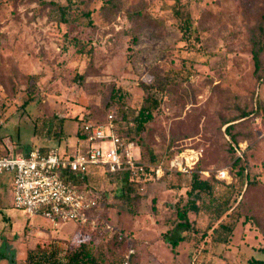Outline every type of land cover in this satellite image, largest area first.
I'll return each instance as SVG.
<instances>
[{
  "label": "rangeland",
  "instance_id": "rangeland-1",
  "mask_svg": "<svg viewBox=\"0 0 264 264\" xmlns=\"http://www.w3.org/2000/svg\"><path fill=\"white\" fill-rule=\"evenodd\" d=\"M182 2L195 29L189 40L174 18L175 0H0V82L5 88L0 155H26L40 147L74 153L84 122H106L113 88L125 95L132 113L147 96L143 86L155 85L151 91L161 105L153 121L139 135L127 123L122 134L135 143L134 155L142 162L150 164L153 155L165 168L175 159L183 163L182 170L141 181L136 213L114 197L116 184L102 169L93 173L92 187L102 198L96 223L87 226H53L42 216L29 217L11 205L10 194L1 193L0 208L8 218L0 216V252H13L15 264H27V252L37 246L64 261L83 242L103 264L264 259V52L255 72L251 44L258 24H264V0ZM54 4L69 7L68 22ZM244 113L246 118L226 124ZM60 119L65 122L59 142ZM234 138L247 142L248 177L234 163ZM219 170L231 179L217 177ZM194 173L213 182L216 195L226 193L224 198L231 192L224 187L232 186V207L217 217L220 201L201 195L199 211L188 212L193 227L186 232L188 240L173 252L163 235L179 221L177 210L187 204ZM235 208L239 219L222 243L217 229L230 221ZM47 234L55 238L47 240ZM7 260L0 264H10Z\"/></svg>",
  "mask_w": 264,
  "mask_h": 264
},
{
  "label": "built area",
  "instance_id": "built-area-1",
  "mask_svg": "<svg viewBox=\"0 0 264 264\" xmlns=\"http://www.w3.org/2000/svg\"><path fill=\"white\" fill-rule=\"evenodd\" d=\"M2 94L0 85V101ZM116 119V114L110 112L105 123L84 122V138L78 139L77 150L71 154H64L58 148L48 151L34 148L26 155L0 156V182L5 173L13 176L12 206L29 217L42 216L54 226L65 222L87 226L96 223L95 213L102 194L86 184L77 186L65 182L60 175L62 170L83 177L92 167L99 166L110 175L126 172L134 181L148 176L159 179L176 167L182 170L183 163L178 159L165 168L135 157V143L120 134L115 125ZM246 146V142L239 144V157L245 153ZM185 160L188 165L189 159ZM217 177L231 179L226 170H219ZM106 228L114 229L110 224H106ZM133 253L131 249L127 259Z\"/></svg>",
  "mask_w": 264,
  "mask_h": 264
},
{
  "label": "trees",
  "instance_id": "trees-1",
  "mask_svg": "<svg viewBox=\"0 0 264 264\" xmlns=\"http://www.w3.org/2000/svg\"><path fill=\"white\" fill-rule=\"evenodd\" d=\"M45 3V2H44ZM185 3L182 0H175V8H174V18L177 20L178 27L182 33L184 40H189L192 38L195 29L193 27V22L191 15L188 11L184 9ZM55 7L59 10L61 20L63 22H68V8L67 6H62L59 4H54ZM90 17V13L86 14ZM90 24H92L90 22ZM79 42L76 41V45L79 46ZM252 44V53L253 59L255 64V72H259L261 69V56L264 52V24L263 21L258 24L257 26V34L254 35L251 39ZM0 85L3 84L0 82ZM155 85L143 86L144 91H146L147 96L144 98L143 102L141 103L140 107L135 109L132 113H129V110L125 108V95L118 89H112L111 97L109 100V112H113L116 114L117 119L115 120V125L117 126L120 134H122V129L126 128L123 127L127 123L130 126V123H133L132 127H129V130H133L136 134H141L145 131L147 125L153 121L155 117V113L158 111L161 102L156 94L152 93V89ZM4 92L5 88L3 86ZM159 89H156V92ZM5 94V93H4ZM27 105V102L24 103ZM117 111V112H114ZM118 113V115H117ZM248 114H243L241 117L233 119L231 121L226 122V124L236 122L240 119L246 118ZM65 122L64 119L59 120L58 124V131L56 136L58 141L62 139V126ZM128 128V127H127ZM231 128V124L228 125L227 130ZM77 137L84 138L82 125L79 127L77 132ZM234 142L231 143V150L235 157V165L238 166V173L243 175L246 173V177H248L247 167L245 166L246 161V151L242 157L238 156V148L239 144L246 141H238L234 138ZM58 142V143H59ZM247 143V142H246ZM248 146V145H247ZM246 146V149H247ZM53 147H40L41 151H48ZM3 156V155H0ZM151 165H157L158 160L156 157L151 155L150 158ZM102 169L108 178L115 182L116 187L113 191L114 197L119 200H123L126 205L128 206V210L132 213H136L135 211V203L141 199V195L137 192V188L141 185V181H134L131 180L128 173H122L118 175H110L106 172V170L102 167L96 166L92 167L90 171L81 177L78 174L71 173L68 170L64 169L60 172L61 177L63 180L71 185H89L92 186L91 180L94 178L93 173H96L98 170ZM3 177L8 178L9 181L1 180L0 182V195L4 193V195H11L12 201V192H13V176L10 173H5ZM247 179V178H246ZM215 185L213 182L209 181L208 179H202L199 174H193L191 178V188L187 192L189 199L187 204L183 208H178L177 215L179 221L175 224V226L170 229L166 234L163 235V240L166 243H169L173 252L176 251V248L183 242L188 240L186 232L193 229L192 224L188 218L189 211H199V207L197 205V200L200 198L201 195L206 194L209 197H212L213 200L220 201L219 206L214 210H216V216L220 217L224 213H227L232 205H231V193H233L232 186H225V190H230V195L226 198L223 196L226 195H216L214 191ZM227 192V191H226ZM217 196V197H216ZM230 221L228 222H221L219 224V231L224 235L223 239H221L222 243L228 240V236L231 235L234 231L235 225L237 220L239 219L238 209L235 208L231 213H229ZM177 254V253H175ZM15 255L11 253V256L8 258L10 264H15ZM52 255L49 251L43 248H39L38 246L35 249H30L27 252V264H103V261L99 258V256L95 255L92 248L88 243H81L76 249L66 253L64 257V261L52 259ZM249 264H264V259H254L249 262Z\"/></svg>",
  "mask_w": 264,
  "mask_h": 264
},
{
  "label": "crops",
  "instance_id": "crops-1",
  "mask_svg": "<svg viewBox=\"0 0 264 264\" xmlns=\"http://www.w3.org/2000/svg\"><path fill=\"white\" fill-rule=\"evenodd\" d=\"M77 139H79V137H77ZM77 150V149H76ZM60 152H62V153H66V154H71V152L68 150V149H62ZM11 205H12V201H11ZM0 216H6L7 218H8V216L4 213V209H1L0 208ZM10 219V218H9ZM11 221V220H10ZM53 225V224H52ZM54 226V225H53ZM47 240H50L51 238H55V237H53L52 235H50V234H47V236L45 237ZM2 249V248H1ZM13 253V252H12ZM9 255H11V253H8L7 255L5 254V253H1L0 252V259L2 260V261H5V260H7V258H8V256ZM7 257V258H6ZM8 261V260H7ZM9 262V261H8Z\"/></svg>",
  "mask_w": 264,
  "mask_h": 264
}]
</instances>
